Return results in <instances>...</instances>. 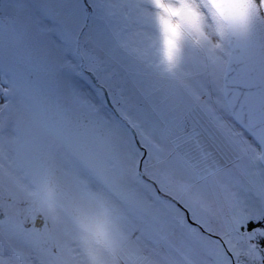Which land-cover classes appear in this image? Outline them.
Listing matches in <instances>:
<instances>
[{"label": "snow or ice", "instance_id": "snow-or-ice-1", "mask_svg": "<svg viewBox=\"0 0 264 264\" xmlns=\"http://www.w3.org/2000/svg\"><path fill=\"white\" fill-rule=\"evenodd\" d=\"M0 264H264V0H0Z\"/></svg>", "mask_w": 264, "mask_h": 264}]
</instances>
